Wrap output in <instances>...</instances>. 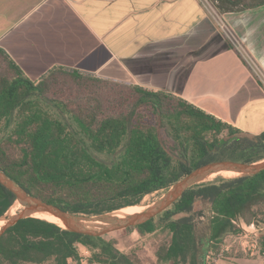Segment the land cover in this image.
I'll return each instance as SVG.
<instances>
[{
  "label": "trees",
  "instance_id": "obj_1",
  "mask_svg": "<svg viewBox=\"0 0 264 264\" xmlns=\"http://www.w3.org/2000/svg\"><path fill=\"white\" fill-rule=\"evenodd\" d=\"M42 103L70 116L77 129ZM14 113L12 129L0 138V170L29 194L73 213L96 215L137 205L213 160L264 159V131L250 134L169 92L61 66L31 80L0 49V126ZM95 152L113 159L104 162ZM13 200L0 183V216ZM156 218L170 236L159 260L205 264L227 234L243 231L241 220L264 224V170L193 185L156 217L125 230L151 233ZM79 245L91 255L84 257ZM84 259L139 264L112 240L41 218L21 219L0 236V264H82Z\"/></svg>",
  "mask_w": 264,
  "mask_h": 264
},
{
  "label": "crops",
  "instance_id": "obj_2",
  "mask_svg": "<svg viewBox=\"0 0 264 264\" xmlns=\"http://www.w3.org/2000/svg\"><path fill=\"white\" fill-rule=\"evenodd\" d=\"M222 4L220 17L253 65L198 0H0V49L31 80L61 66L137 84L180 96L259 134L264 131V0ZM240 225L242 253H229L216 264H264V224L258 232L256 224L241 220ZM79 248L87 257L86 247Z\"/></svg>",
  "mask_w": 264,
  "mask_h": 264
},
{
  "label": "water",
  "instance_id": "obj_3",
  "mask_svg": "<svg viewBox=\"0 0 264 264\" xmlns=\"http://www.w3.org/2000/svg\"><path fill=\"white\" fill-rule=\"evenodd\" d=\"M222 170L237 172V175H255L264 170V159L255 162H244L232 159L213 160L195 167L175 181L158 199L148 204L137 213L118 215L117 210L96 215L73 213L54 204L29 194L17 182L0 170V183L14 196L13 203L22 207L14 214L8 210L0 216L4 220L0 227V236L19 220L34 217L33 212H48L59 217L65 224V229L82 235L104 236L108 233L134 227L147 222L168 209L183 193L193 185L210 181L209 176ZM37 218V217H36Z\"/></svg>",
  "mask_w": 264,
  "mask_h": 264
},
{
  "label": "rangeland",
  "instance_id": "obj_4",
  "mask_svg": "<svg viewBox=\"0 0 264 264\" xmlns=\"http://www.w3.org/2000/svg\"><path fill=\"white\" fill-rule=\"evenodd\" d=\"M41 104V102H40ZM42 106L49 111L55 117L63 120L64 123L71 129L76 130L77 126L73 123L70 116L62 114L59 110L52 104H44ZM150 118V117H149ZM15 123V113L10 116L8 119H5L0 126V138L10 132ZM161 135H165L162 130H160ZM121 152V151H120ZM119 152V153H120ZM98 159H101L104 162L110 163L113 159V156L106 155L104 153H94ZM223 176V175H221ZM235 176V175H234ZM228 177V176H224ZM212 180V179H211ZM163 189L152 194L145 196L139 204L132 206H139L144 204H150L156 199L160 198L167 190ZM130 207V206H127ZM125 208V207H124ZM161 220L156 218V229L151 233H139L136 229L128 230H119L115 232L108 233L103 236L106 240H112L115 244V247L122 253L132 254L139 264H173L171 262H163L158 259L159 252H162V247L166 246L169 242V234L166 229L162 227ZM260 225H255V231H259ZM241 233H230L227 234L219 244V250L211 251L206 257L205 264H216L218 259H221L225 256H228L229 253L236 255L242 253L238 247L241 246V243L244 242L243 234ZM259 235V234H258ZM253 238V237H252ZM249 239V238H246ZM260 239V236H259ZM229 246V250H225L226 246ZM87 251L84 252L85 255H91V249L86 247Z\"/></svg>",
  "mask_w": 264,
  "mask_h": 264
},
{
  "label": "built area",
  "instance_id": "obj_5",
  "mask_svg": "<svg viewBox=\"0 0 264 264\" xmlns=\"http://www.w3.org/2000/svg\"><path fill=\"white\" fill-rule=\"evenodd\" d=\"M198 1L201 4V6L208 13H210L213 16V18L216 20L217 26L221 29L222 33L231 43V45L234 47L236 52L239 53L246 61H249L250 65H253L252 59L245 52V48L243 47V44L240 41V39L236 36V34L229 27V25L223 20V18L220 17V13L217 9L215 2L211 0H198ZM82 264H86V259L82 260Z\"/></svg>",
  "mask_w": 264,
  "mask_h": 264
},
{
  "label": "bare ground",
  "instance_id": "obj_6",
  "mask_svg": "<svg viewBox=\"0 0 264 264\" xmlns=\"http://www.w3.org/2000/svg\"><path fill=\"white\" fill-rule=\"evenodd\" d=\"M237 174H238L237 172H234L231 170H222V171H219L217 173L211 174L208 179H210V180L214 179L215 177H217L219 175L230 177V176H234ZM147 205L148 204L121 208V209L117 210V214L123 215V214H128V213H137V212L145 209L147 207ZM21 207H22V205L18 202L12 203V205L8 208V214L16 213ZM32 216L37 217V218H41V219H45L47 221H51V222L56 223L57 225H59L61 227H65L64 222L59 217H57L56 215H53L51 213L36 211V212L32 213ZM3 222H4V220L0 219V227L3 224Z\"/></svg>",
  "mask_w": 264,
  "mask_h": 264
}]
</instances>
